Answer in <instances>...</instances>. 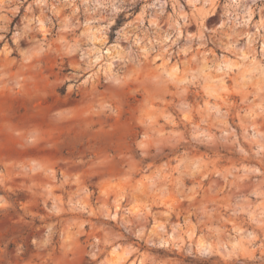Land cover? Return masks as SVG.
<instances>
[{
	"label": "rangeland",
	"instance_id": "1",
	"mask_svg": "<svg viewBox=\"0 0 264 264\" xmlns=\"http://www.w3.org/2000/svg\"><path fill=\"white\" fill-rule=\"evenodd\" d=\"M153 263L264 264V0H0V264Z\"/></svg>",
	"mask_w": 264,
	"mask_h": 264
},
{
	"label": "crops",
	"instance_id": "2",
	"mask_svg": "<svg viewBox=\"0 0 264 264\" xmlns=\"http://www.w3.org/2000/svg\"><path fill=\"white\" fill-rule=\"evenodd\" d=\"M144 225V222L143 221H137V222H134V230H135V233H137L138 235H143L145 234V232L148 231V228L147 227H143ZM174 238H176V240L178 239V235L175 234L174 235ZM134 247H132L131 249H133ZM134 253L133 250H131V252L129 254H132ZM134 254H132L131 258H133ZM138 260H140V254H139V257H138ZM155 264V263H153Z\"/></svg>",
	"mask_w": 264,
	"mask_h": 264
},
{
	"label": "bare ground",
	"instance_id": "3",
	"mask_svg": "<svg viewBox=\"0 0 264 264\" xmlns=\"http://www.w3.org/2000/svg\"><path fill=\"white\" fill-rule=\"evenodd\" d=\"M208 252V251H207ZM122 258V257H121Z\"/></svg>",
	"mask_w": 264,
	"mask_h": 264
}]
</instances>
